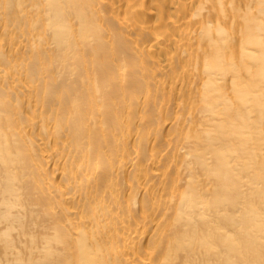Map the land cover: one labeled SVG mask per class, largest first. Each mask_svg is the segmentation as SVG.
I'll list each match as a JSON object with an SVG mask.
<instances>
[{
  "label": "bare ground",
  "instance_id": "1",
  "mask_svg": "<svg viewBox=\"0 0 264 264\" xmlns=\"http://www.w3.org/2000/svg\"><path fill=\"white\" fill-rule=\"evenodd\" d=\"M0 264H264V0H0Z\"/></svg>",
  "mask_w": 264,
  "mask_h": 264
}]
</instances>
